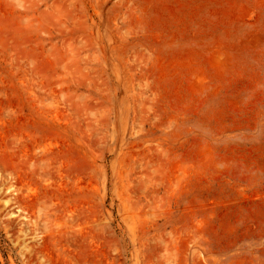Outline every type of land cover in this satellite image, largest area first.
<instances>
[{"label":"rangeland","instance_id":"1","mask_svg":"<svg viewBox=\"0 0 264 264\" xmlns=\"http://www.w3.org/2000/svg\"><path fill=\"white\" fill-rule=\"evenodd\" d=\"M0 264H264V0H0Z\"/></svg>","mask_w":264,"mask_h":264}]
</instances>
